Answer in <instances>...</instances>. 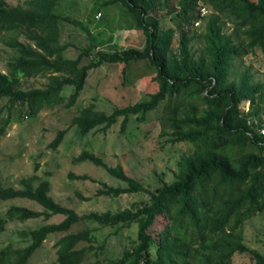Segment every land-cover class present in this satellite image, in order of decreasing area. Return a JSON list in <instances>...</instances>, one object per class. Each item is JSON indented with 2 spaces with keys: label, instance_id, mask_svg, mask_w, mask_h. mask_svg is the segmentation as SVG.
<instances>
[{
  "label": "trees",
  "instance_id": "1",
  "mask_svg": "<svg viewBox=\"0 0 264 264\" xmlns=\"http://www.w3.org/2000/svg\"><path fill=\"white\" fill-rule=\"evenodd\" d=\"M17 1L9 5L0 0V32L8 33L4 43L15 52L6 63L7 72L0 71V99L7 98L9 110L19 105L34 116L59 104L71 107L88 70L102 63L127 65L145 59L156 68L158 84L147 100L115 107L111 113L90 103L71 123L86 134L99 125L108 128L121 117L124 131L131 116L143 121L149 112L160 110L161 123L171 129L170 140L190 142L193 148L179 159L176 179L155 191L147 190L121 164L108 166L94 153L82 151L74 161L102 166L125 183L107 186L99 194H149L142 206L115 212L79 215L53 199L47 179L34 184L32 177H24L19 187L0 182V200L28 198L43 207L11 205L0 218V230L7 219L63 215L59 222L20 231L28 244L0 248V264H28L49 234L58 232L63 234L54 242L57 264H81L88 254L94 257L89 264H234L233 256L244 252L253 253L255 264H264V255L243 242L244 223L264 211V81H251L236 65L246 53L264 49V0H120L144 34L143 48L93 51L95 45L90 43L74 58L64 55L69 44L60 41L59 23L71 20L54 12L58 0ZM203 8L211 13L204 45L195 52L191 48L195 37L185 28L205 15ZM159 12L165 13L159 17ZM166 15L176 19V27H162ZM222 18L232 24L233 35L223 31ZM40 74L48 76L44 88H20L21 77ZM67 86L73 89L68 96ZM243 101L249 102L245 111ZM11 121L8 114L0 132ZM65 132L59 130L50 146L57 147ZM82 220L112 227L135 224V239L119 257L100 258L104 243L98 242L94 228L71 231ZM81 242L84 245L79 246Z\"/></svg>",
  "mask_w": 264,
  "mask_h": 264
},
{
  "label": "rangeland",
  "instance_id": "2",
  "mask_svg": "<svg viewBox=\"0 0 264 264\" xmlns=\"http://www.w3.org/2000/svg\"><path fill=\"white\" fill-rule=\"evenodd\" d=\"M6 2L9 5L19 3L17 0ZM205 10L202 18L192 27L185 28L195 37L191 44L195 52L204 45L203 34L211 13L210 8ZM54 12L71 20L59 23L60 41L69 44L64 52L67 57H76L81 48L90 43L95 45L93 51L108 52L122 51L129 46H144L143 32L134 26L131 14L120 0H58ZM164 13L159 12V17ZM221 22L223 31L233 35L232 24L224 18ZM161 25L163 28L176 27V19L163 16ZM179 32L178 28L177 36ZM7 35L0 32V71L4 73L7 72L6 63L15 56L14 50L4 43ZM19 38L25 40L22 36ZM236 65L238 71H245L251 77V81H264V49L256 48L246 53ZM156 72V68L145 59L131 61L127 65L102 63L88 70L86 83L74 105L65 107L59 104L44 108L34 116L26 115L24 107L19 105L9 110L7 98L0 99V128L8 114L12 116V121L0 132V182L19 187V180L24 177H32L34 184L47 179L50 183L49 194L53 199L74 209L79 215L137 208L148 202L149 194L146 191L124 192L116 197L99 194V190L107 186L123 187L125 183L102 166L90 161L76 162L74 158L82 151L92 152L108 166L121 164L126 173L138 179L147 190L155 191L164 182L170 183L176 179L179 159L193 148L190 142L170 140L171 129L161 123L163 113L160 110L149 112L143 121L131 116L124 131L120 130V117L112 126L104 128L99 125L86 134H81L71 120L90 103H94L98 110L111 113L115 107L147 100L158 88ZM47 81V74H40L30 78L21 77L18 83L21 89L27 90L44 88ZM72 91L67 86L64 94L68 96ZM248 105V101H243L240 106L245 111ZM261 116L264 117V114ZM61 129H66L62 141L57 147H51L50 143ZM77 175L87 177L82 180L76 178ZM11 205L43 209L28 198L0 200V218L5 216V211ZM62 218L63 215L55 214L47 220L42 217L7 219L0 230V248L6 245L23 247L29 240L21 236L20 231L44 222H59ZM82 228H94L98 242L104 243L100 258L106 260L119 257L125 248L132 245L136 233L135 224L130 227L99 226L86 220L76 224L71 231ZM62 234H49L29 258L28 264H57L54 242ZM243 242L251 250L264 255V211L244 223ZM82 245L83 242L79 246ZM93 259V255L88 254L81 264H89ZM255 261L250 252L233 256L234 264H255Z\"/></svg>",
  "mask_w": 264,
  "mask_h": 264
},
{
  "label": "built area",
  "instance_id": "3",
  "mask_svg": "<svg viewBox=\"0 0 264 264\" xmlns=\"http://www.w3.org/2000/svg\"><path fill=\"white\" fill-rule=\"evenodd\" d=\"M204 11H206L204 8L202 9V14H204L205 12Z\"/></svg>",
  "mask_w": 264,
  "mask_h": 264
}]
</instances>
